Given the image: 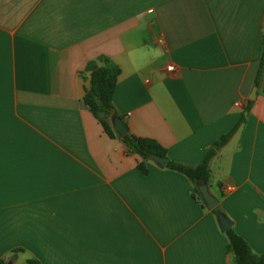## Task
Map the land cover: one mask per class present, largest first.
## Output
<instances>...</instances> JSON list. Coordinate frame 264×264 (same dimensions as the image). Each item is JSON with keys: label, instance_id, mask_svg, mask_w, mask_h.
<instances>
[{"label": "crops", "instance_id": "crops-1", "mask_svg": "<svg viewBox=\"0 0 264 264\" xmlns=\"http://www.w3.org/2000/svg\"><path fill=\"white\" fill-rule=\"evenodd\" d=\"M264 0H0V258L11 264H236L181 174L126 154L84 104L90 61L120 70L129 134L197 165L237 123ZM173 66L172 72L167 71ZM210 163L233 231L264 253V82Z\"/></svg>", "mask_w": 264, "mask_h": 264}, {"label": "trees", "instance_id": "trees-1", "mask_svg": "<svg viewBox=\"0 0 264 264\" xmlns=\"http://www.w3.org/2000/svg\"><path fill=\"white\" fill-rule=\"evenodd\" d=\"M264 43V36H263ZM89 73V87L86 89L83 102L89 108L90 113L100 123L104 132L110 138H117L111 126V115L116 114L113 106V94L116 83L120 74L119 68L108 58L99 57L96 60L90 61L85 69ZM264 76V46L259 61V66L254 82V86L258 89L262 85ZM252 102H248L243 108L237 123L226 134L220 136L213 146L205 153L202 160L194 166L182 163L172 162L167 160L166 168L172 172L183 175L192 184L194 190V198L201 202L199 193L194 187L196 181L209 183L210 178V163L216 157L217 153L231 140L239 127L245 122L244 113L248 112ZM117 115V114H116ZM123 121V119L120 117ZM126 147V154L136 155L140 158L137 169L143 176L148 175L147 164L149 157L156 155L162 158H167L166 151L155 141L150 139L137 138L133 135L126 136L121 139ZM202 203V202H201ZM220 212L218 208L212 211L216 216ZM227 238L226 253L234 257L236 264H264V253L260 255L254 254L248 244L239 237L233 229L225 232ZM22 249L14 250L10 253L9 258H0V264H8L15 258L17 253H22ZM28 264H38L37 262L29 261Z\"/></svg>", "mask_w": 264, "mask_h": 264}, {"label": "water", "instance_id": "water-1", "mask_svg": "<svg viewBox=\"0 0 264 264\" xmlns=\"http://www.w3.org/2000/svg\"><path fill=\"white\" fill-rule=\"evenodd\" d=\"M262 81L264 82V76L262 78ZM256 91H257L256 87H254L251 90L248 96V99H247L248 102L255 100ZM244 115L246 116V112L244 113ZM111 126H112L114 133L119 139L129 136V130L126 124L120 119L118 115L116 114L111 115ZM149 162L159 169H165L167 165V158H162L156 155H151L149 157ZM194 187L199 193L201 202L203 206L206 208V210L213 211L214 209L217 208L218 201L210 193L207 183L196 181L194 183ZM216 223L221 233L227 232L233 226L232 221H230L222 212L217 213ZM8 264H11V263H8Z\"/></svg>", "mask_w": 264, "mask_h": 264}, {"label": "built area", "instance_id": "built-area-1", "mask_svg": "<svg viewBox=\"0 0 264 264\" xmlns=\"http://www.w3.org/2000/svg\"><path fill=\"white\" fill-rule=\"evenodd\" d=\"M174 70L173 66H168L167 71L172 72Z\"/></svg>", "mask_w": 264, "mask_h": 264}]
</instances>
